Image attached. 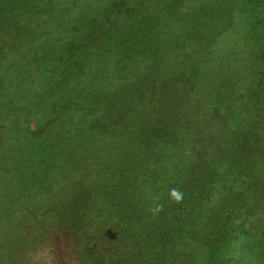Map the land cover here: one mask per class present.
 Returning a JSON list of instances; mask_svg holds the SVG:
<instances>
[{
  "label": "trees",
  "instance_id": "obj_1",
  "mask_svg": "<svg viewBox=\"0 0 264 264\" xmlns=\"http://www.w3.org/2000/svg\"><path fill=\"white\" fill-rule=\"evenodd\" d=\"M19 1L0 0V59L18 50L0 71V119L21 118L0 138L11 236L38 228L30 198L57 183L65 209L51 216L74 228L81 264H211L213 249L235 264L257 245L249 261H264V0H69L57 51L8 39ZM239 59L254 80L243 93L221 74Z\"/></svg>",
  "mask_w": 264,
  "mask_h": 264
},
{
  "label": "rangeland",
  "instance_id": "obj_2",
  "mask_svg": "<svg viewBox=\"0 0 264 264\" xmlns=\"http://www.w3.org/2000/svg\"><path fill=\"white\" fill-rule=\"evenodd\" d=\"M190 1H193V0H190ZM29 2L30 3L27 6L24 4L21 5L20 3H18L20 4L21 6L20 8L22 10L18 12L19 14L15 18L11 19L10 21H6L7 25L5 28L7 30H10L11 32L10 37L8 39L14 42H21L22 45H24L26 41L31 42V43L34 42L40 45L41 41L46 40V43H45L46 45L44 44L45 46H49V47L53 46V50L55 51L59 50V48L61 47V44L63 45L65 44V35L63 34L61 29H59L58 31L56 27H58L59 23L58 21H55V20L64 18L65 14L67 15L69 13H73L72 10L76 9L77 5L69 0H51V1L48 0V2L47 0H29ZM145 4H146L145 6L147 7V9L151 7L156 8L157 6V4H153V0L147 1ZM83 14L82 16H86L88 13H85L84 15ZM238 15L231 16L232 22L237 20ZM25 18L27 19L28 23L24 21ZM92 29L93 28H90V31H92ZM239 31L235 33V36L231 35V39L234 37V39H232L233 40L232 43L231 42L229 44L225 43L222 46V47H226V49L229 48L227 52H229V55L232 57H234V51L230 48L233 45L237 44L236 42H239V40L237 41L236 39V35L240 33ZM246 39H247L246 43L248 44L247 46L249 47L250 50H252L251 49L253 47L252 45L255 42L254 39H249V37H246L245 40ZM244 41H241L239 45H241ZM257 46L259 47V43H257ZM250 50L247 49L248 52ZM41 51L42 50H40L39 52ZM232 51H233V54H231ZM16 52L15 50H12L10 47L9 48L7 47L6 52L4 54V59H0V71L3 72L5 69L8 68V63H10L9 61L12 58H14L13 56L16 55ZM58 53L61 54L62 56L65 55V51H63L62 49L58 51ZM49 54L50 52L48 51V49H45L41 52V56L44 55L45 58H47ZM36 55L40 56L39 53ZM238 55H242V54L239 53ZM247 57H248V54L246 55V58ZM227 60L230 62L231 61L234 62V60L236 61L235 58L233 60L232 59L230 60L229 57H227ZM238 61L241 62L240 66L234 67L233 69H230V70H228L225 67H222L221 74L225 76L224 80L226 81V83H225L224 88H227V90H229V88L232 89L235 86L234 80L237 77V79L239 80L237 82L238 84L236 85L239 88H243L242 90V93H243V91L248 90L249 88L252 87V85H254V80L252 76L247 74L249 71L246 65L242 63L244 61H241L240 59ZM52 63L53 62L47 63V65H52ZM56 67L58 68L57 74H59L60 76H63V74H65V67H63L62 65L60 69L58 65ZM32 79L33 78H29L28 80L27 78L26 82L30 83ZM212 79L213 78H211V80ZM47 83L48 82L45 80L43 85ZM34 91H35L34 87H32V92ZM33 95L37 102V106H39L38 103L43 101L42 100L43 97L41 98V96H39L37 92H34ZM45 102L50 103L49 100H45ZM7 106L12 108L11 107L12 105L10 104ZM16 106L19 107V104H17ZM13 107L15 108V105H13ZM193 108H195V106ZM4 110H5V107H4ZM13 113H15V110L13 109H8V112L3 111L4 116L2 119H0V121L3 122L2 130H0V138H2V135L6 136L7 132L10 130L9 128L11 124H9V119L11 117L12 118L16 117L18 119L19 116H13ZM189 118H192V117H189ZM31 123L34 124V122H31ZM192 128L195 129V126L193 125ZM196 132L197 130L195 129V133ZM202 133H205V134H203L202 137L200 136L202 138L201 140H205L209 142L211 147H215V148L218 147L217 141H215L213 145L214 139L212 140L213 137H211V134L206 135L207 131L202 132ZM227 148H229V146ZM0 169L5 170V166L3 164H0ZM247 179L250 180L248 176H247ZM240 183L242 184L243 191H245L244 187H245V184L247 183L246 182H240ZM3 184L5 185L3 181H0V195H1V192L5 191L4 190L5 187ZM54 184L55 186L50 191L46 193H42L41 194L42 196L40 197L34 196L35 199L30 198L34 203H37L36 205L38 204L41 205V208L36 214L37 215L36 217L38 220L37 222H39V226L38 228L37 226H35L36 230L32 231L31 232L32 234L29 233L28 234L29 237L28 236L26 237V234H25L28 231H25V233L23 234L22 233L19 234L18 230H16V233H14V235L11 236L12 234H10L9 231H7L6 229L7 225L6 226L3 225V223H5V220L2 217L4 216V214H6L7 211H9L8 210L9 208L5 205V203L4 204L0 203V264H81L80 258L77 253V248L75 246V239L73 235L74 228L66 227L64 219H61V218L59 219L54 216H51V211L55 203H56V206L54 207V210H56L57 212L65 209V184H61L59 186L56 185L57 183H54ZM226 187H224V191L227 189ZM234 187L236 188V190H234L235 192L241 190V189H238L239 186L237 185ZM234 187L232 186L233 189ZM229 191H231V189H229ZM227 194L228 193H226V195ZM246 196L247 195H245L244 197ZM1 200L2 199H0V201ZM15 205H17V203ZM16 209H18L17 206H16ZM224 218L225 217L222 216L218 226H216V228H218V231L223 230V227H224L223 221L225 220ZM228 218L229 220L231 218L232 219L236 218V220L237 219L241 220L243 218L245 219V216L243 218L234 216L233 210L231 208V214H230V217ZM232 219L230 222H234ZM24 239L25 241H23ZM21 241H23V243H20ZM251 247L252 248L250 249L248 248L246 250L247 246H243V250H244L243 257L241 261H238L235 264H264L263 258H261L260 256L258 257L259 259H257L256 262L254 260L253 262H251L252 259L251 261H249L251 258V255L249 254V252L252 254L254 252L256 253L259 246L257 245V247L256 246H251ZM211 257L212 259H216L214 261L212 260L211 264H223V263L225 264V262L226 264H234L233 260L231 262H228L227 260L219 261L220 255H216V250L214 249L212 250Z\"/></svg>",
  "mask_w": 264,
  "mask_h": 264
},
{
  "label": "clouds",
  "instance_id": "obj_3",
  "mask_svg": "<svg viewBox=\"0 0 264 264\" xmlns=\"http://www.w3.org/2000/svg\"><path fill=\"white\" fill-rule=\"evenodd\" d=\"M177 198H179V197H177Z\"/></svg>",
  "mask_w": 264,
  "mask_h": 264
}]
</instances>
